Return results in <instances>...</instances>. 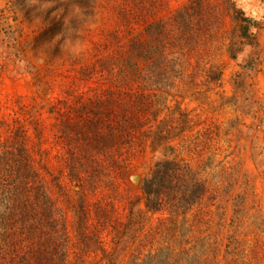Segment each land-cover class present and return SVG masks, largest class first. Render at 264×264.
Wrapping results in <instances>:
<instances>
[{"label": "rangeland", "instance_id": "obj_1", "mask_svg": "<svg viewBox=\"0 0 264 264\" xmlns=\"http://www.w3.org/2000/svg\"><path fill=\"white\" fill-rule=\"evenodd\" d=\"M188 1L0 0V142L26 146L63 216L69 264L150 253L264 264V0H208L223 23L183 79L145 84L125 65L130 42ZM227 2L257 20L253 44ZM161 159L187 162L208 187L185 214L146 206L141 185Z\"/></svg>", "mask_w": 264, "mask_h": 264}, {"label": "trees", "instance_id": "obj_2", "mask_svg": "<svg viewBox=\"0 0 264 264\" xmlns=\"http://www.w3.org/2000/svg\"><path fill=\"white\" fill-rule=\"evenodd\" d=\"M225 6L234 11L240 41L253 44L252 28L257 27V20L246 16L235 4L227 2ZM222 20L223 11L216 4L189 0L176 10L169 23H150L145 28L144 40L130 42L125 62L129 74L141 76L145 84L152 85L159 77L171 83L176 78L183 79L191 53L214 37ZM232 44L229 53L236 59ZM210 71V79L217 81L220 74L214 69ZM187 75L193 77L189 72ZM110 132L111 142L117 130ZM141 189L150 210H166L173 217L185 214L208 192L199 174L187 162L175 159L157 161ZM68 240L63 216L48 195L21 138L17 135L9 144L0 142V264H69ZM163 262L170 264L165 261V254L150 253L141 264Z\"/></svg>", "mask_w": 264, "mask_h": 264}, {"label": "bare ground", "instance_id": "obj_3", "mask_svg": "<svg viewBox=\"0 0 264 264\" xmlns=\"http://www.w3.org/2000/svg\"><path fill=\"white\" fill-rule=\"evenodd\" d=\"M43 93H46V90H43ZM140 179H141V174H137V175L135 174L134 176L131 177V180L135 185L139 184Z\"/></svg>", "mask_w": 264, "mask_h": 264}]
</instances>
